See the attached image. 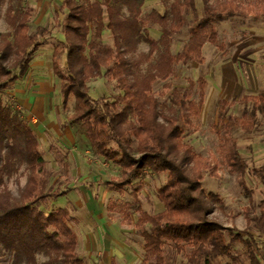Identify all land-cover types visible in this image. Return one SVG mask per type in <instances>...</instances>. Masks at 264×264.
Instances as JSON below:
<instances>
[{"label":"trees","instance_id":"obj_1","mask_svg":"<svg viewBox=\"0 0 264 264\" xmlns=\"http://www.w3.org/2000/svg\"><path fill=\"white\" fill-rule=\"evenodd\" d=\"M27 1L0 0V13L8 6L12 15V33L0 43V95L25 78L48 36L45 29L39 30L40 36L29 33L32 10ZM161 1L164 14L155 10L143 15L145 0H65L64 41L54 50L53 72L61 81L63 106L68 107L71 100L75 106L61 128L82 125L94 154L120 168L117 180L103 184L111 191L132 188L148 174L168 176L158 192L163 205L160 213H146L138 198L140 188L133 193V209L139 214L136 229L144 240L142 264H170L167 250L186 255L187 264H217L223 258L230 259L229 264H264L258 243V238L264 237V161L261 167L250 168L235 139L236 132L249 136L258 127L259 116L264 117V93L221 102L220 124L215 128L220 138L219 155L228 172L238 177L250 203L243 232L223 228L212 219L214 203L223 209L220 198L207 195L203 187L205 172L210 170L214 176V169L182 143L181 123L190 124L192 117L200 116L206 82L200 79L197 83L198 105L191 100L195 83L190 82L187 92L174 90L169 115L161 113L153 94V85L173 77L177 65L203 64L206 45L223 49L216 25L246 15L233 2L211 5L209 0H200L203 15L197 18V0ZM260 13L264 16V7ZM191 15L195 20L189 42L174 55L173 37L182 33ZM153 26L160 29L159 40L149 34ZM107 31L113 37L112 46L103 42ZM143 41L150 48L145 59L152 69L138 78L132 73L129 56L134 44L136 48ZM104 77L116 81L123 96L114 101L93 99L87 85ZM235 106L243 107L245 113L231 115L229 110ZM57 157L69 172L65 158L59 153ZM22 169L27 172V183L16 196L6 181ZM248 176L261 187L257 206ZM50 179L41 143L29 120L14 104L6 106L0 100V254H8L0 264H38L39 257L45 264H88L78 252L79 237L72 227L80 222L74 216L75 206L46 211L68 195L67 188H52ZM256 208L259 214L251 217ZM125 220L131 223L129 213ZM235 243L243 245V255L232 254Z\"/></svg>","mask_w":264,"mask_h":264},{"label":"rangeland","instance_id":"obj_2","mask_svg":"<svg viewBox=\"0 0 264 264\" xmlns=\"http://www.w3.org/2000/svg\"><path fill=\"white\" fill-rule=\"evenodd\" d=\"M197 2V18H201L202 3L200 0ZM222 2H233L246 15L230 18L216 25L219 44L223 49L206 45L203 49V64L177 65L173 77L164 82L158 80L153 85V94L161 113L169 115L174 90L187 92L190 90V82L195 83L191 100L198 105L200 90L197 83L200 79L206 82L205 101L200 116L192 117L190 124L181 123L184 129L182 143L214 169V176L210 170L205 172L203 187L207 195L213 194L220 198L223 209L214 203L212 219L223 228L243 232L248 226L246 210L250 208V203L238 177L228 172L219 155L220 138L215 128L220 124L221 102H232L264 93V16L260 13L264 0H209L211 5ZM26 5L32 10L29 33L40 36L39 30L45 29L48 36L36 53L25 78L4 95H0V100L6 106L12 107L14 104L29 120L39 138L51 173L50 186L68 190L65 198L51 204L46 211H55L68 207L69 204L75 206L74 216L80 222L72 227L79 237L78 252L88 264H112L113 260L116 264H142L144 240L136 229L139 214L133 209V193L140 188L138 198L146 213H160L163 205L158 199V192L166 185L168 176L148 174L146 179L122 192L111 191L103 185L117 180L120 168L94 154L82 125H70L66 130L61 128L73 115L75 106L73 100L68 107L63 106L61 81L53 72L54 50L60 41H64L62 25L68 14L65 0H28ZM7 10L8 6H4L0 13V43L3 36L12 33V15ZM155 10L162 14L166 12L162 1L145 0L143 15H149ZM194 20V16H189L182 33L173 37L172 54L180 53L189 42V30ZM149 34L156 40L161 38L157 26L150 28ZM103 42L105 45H113V37L109 31L104 33ZM149 50L144 41L138 42L136 48L134 44L129 60L135 77L142 78L151 71L152 63L145 59ZM87 86L95 100L114 101L123 96L116 81H110L107 77L92 81ZM229 113L240 117L245 109L235 106ZM235 139L247 165L250 168L261 167L264 161V117L259 116V125L251 135L246 136L238 131ZM58 153L65 158L69 172H65L57 161ZM246 180L248 186L256 192L257 206L261 200V187L250 176ZM26 183L27 172L24 169L6 181L9 190L16 196ZM126 213L131 215L130 224L125 220ZM258 214L259 209L256 208L251 217ZM263 241L264 237L258 238L264 253ZM244 251L240 243L232 245L234 256L243 255ZM167 252L170 264H187L186 255H177L172 250ZM7 259L8 254L2 252L0 261ZM216 263L232 262L223 258ZM38 264H45V260L39 257Z\"/></svg>","mask_w":264,"mask_h":264}]
</instances>
